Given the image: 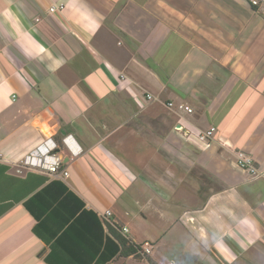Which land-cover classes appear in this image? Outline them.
Instances as JSON below:
<instances>
[{"label": "crops", "instance_id": "0c3cea01", "mask_svg": "<svg viewBox=\"0 0 264 264\" xmlns=\"http://www.w3.org/2000/svg\"><path fill=\"white\" fill-rule=\"evenodd\" d=\"M46 140L68 176L16 173ZM0 155V264H96L105 211L152 245L106 264H264V19L245 0H0Z\"/></svg>", "mask_w": 264, "mask_h": 264}, {"label": "built area", "instance_id": "2783aa9c", "mask_svg": "<svg viewBox=\"0 0 264 264\" xmlns=\"http://www.w3.org/2000/svg\"><path fill=\"white\" fill-rule=\"evenodd\" d=\"M248 5L254 10V12L264 19V0H245ZM61 10L62 7H52L50 12L54 10ZM146 100L152 99V96L147 95ZM169 108L172 104L167 105ZM180 110H184L187 113H191L192 110L189 107H183L179 105L177 107ZM178 130H182L181 127ZM212 130L208 131H196L195 137L198 142L206 144L209 139L212 138ZM68 138V137H67ZM67 138L64 142L67 143ZM57 146L52 140H46L35 149L30 151L25 155L19 162L14 164L16 173L21 174L24 171L34 172L40 175H47L51 177H61L66 178L68 176L67 171L63 168L62 156L56 152ZM1 159V155H0ZM234 159L236 166L247 172L250 176H257L259 174L258 170L254 167L252 159L242 151H236L234 153ZM102 221L112 225L118 226L117 223L111 219L112 213L110 211H105L103 214L99 215ZM120 234L127 235L129 230L127 227H120ZM152 247L146 243L141 247L140 254L148 255Z\"/></svg>", "mask_w": 264, "mask_h": 264}, {"label": "trees", "instance_id": "16d2710c", "mask_svg": "<svg viewBox=\"0 0 264 264\" xmlns=\"http://www.w3.org/2000/svg\"><path fill=\"white\" fill-rule=\"evenodd\" d=\"M63 191L65 192L66 189L63 188ZM67 196H70L69 198H73L76 203L74 206L75 208H71V206H69L71 216H74L73 214H76L77 212H81L82 215H89V216L94 217L93 213H91L90 211L84 210L83 202L79 200L76 196H74L70 192L67 193ZM67 203L69 202H65L66 205ZM102 223L106 228L107 236L104 240L102 258L98 260L96 264H106L107 262H109L111 259H113L117 255L121 257H128V256H137L140 253L141 247L139 245H136L133 242L121 236L119 232L120 231L119 226H112L104 221H102ZM54 256L55 254L53 253V248H52L51 253L45 258L46 263L47 264H59ZM150 264H153V263H150Z\"/></svg>", "mask_w": 264, "mask_h": 264}, {"label": "rangeland", "instance_id": "374dc122", "mask_svg": "<svg viewBox=\"0 0 264 264\" xmlns=\"http://www.w3.org/2000/svg\"><path fill=\"white\" fill-rule=\"evenodd\" d=\"M146 243H148L152 247L151 243H149V242L142 243L140 247H143V245H145Z\"/></svg>", "mask_w": 264, "mask_h": 264}]
</instances>
